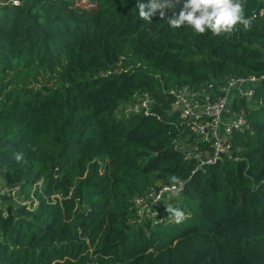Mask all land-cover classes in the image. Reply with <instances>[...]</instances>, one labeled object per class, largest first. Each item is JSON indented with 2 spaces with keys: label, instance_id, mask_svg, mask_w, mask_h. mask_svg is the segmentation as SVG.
Instances as JSON below:
<instances>
[{
  "label": "trees",
  "instance_id": "obj_1",
  "mask_svg": "<svg viewBox=\"0 0 264 264\" xmlns=\"http://www.w3.org/2000/svg\"><path fill=\"white\" fill-rule=\"evenodd\" d=\"M137 2L0 0V202L36 201L0 209V264H264V77L249 127L203 173L171 148L164 113L171 89L264 76L262 0H243L250 27L219 36L169 26L184 0L151 22ZM37 73L53 82L36 88ZM144 92L160 120L117 118ZM172 175L176 201L136 223L132 197ZM168 204L188 218L173 222Z\"/></svg>",
  "mask_w": 264,
  "mask_h": 264
},
{
  "label": "built area",
  "instance_id": "obj_2",
  "mask_svg": "<svg viewBox=\"0 0 264 264\" xmlns=\"http://www.w3.org/2000/svg\"><path fill=\"white\" fill-rule=\"evenodd\" d=\"M263 11L264 0L258 14ZM263 77L233 76L219 82L206 81L199 86L183 85L170 90L169 106L164 113L176 116V121L169 120L168 124L178 131L171 139V148L180 150L185 158L192 161L190 174L197 171L203 173L206 165L221 161L230 154L234 132L249 127L246 105L261 103V99L254 94L255 86ZM157 107L158 102L144 92L134 94L119 104L115 115L119 118L134 114L158 121L161 114L157 112ZM171 187L172 184L158 182L149 186L143 194L132 197L136 223L146 218L151 223L161 221L160 208L168 203L170 191L167 189ZM3 194L0 172V198Z\"/></svg>",
  "mask_w": 264,
  "mask_h": 264
},
{
  "label": "clouds",
  "instance_id": "obj_3",
  "mask_svg": "<svg viewBox=\"0 0 264 264\" xmlns=\"http://www.w3.org/2000/svg\"><path fill=\"white\" fill-rule=\"evenodd\" d=\"M13 3L18 4L19 0H13ZM177 3L179 0H145V2L138 0L136 6L139 9V17L151 22L157 12L160 18H164L165 9H174ZM251 20V17H245L243 0H184L178 15L168 18V24L173 29L189 26L198 34H205L210 30L212 35L219 36L233 33L237 25L248 28ZM22 158V153L16 154L17 161H21ZM170 182L173 187L167 189L170 191L169 199L178 197L184 183L176 175L170 177ZM166 211L170 214L172 221L177 224L188 218L184 210L171 204L166 206Z\"/></svg>",
  "mask_w": 264,
  "mask_h": 264
},
{
  "label": "rangeland",
  "instance_id": "obj_4",
  "mask_svg": "<svg viewBox=\"0 0 264 264\" xmlns=\"http://www.w3.org/2000/svg\"><path fill=\"white\" fill-rule=\"evenodd\" d=\"M32 79L37 80L38 83L35 84V87L38 88L40 85L44 84V85H50L53 80H48L47 82H45V80L47 79L46 74H42V73H37L36 75H34L32 77ZM31 78H28V80H32ZM2 197V196H1ZM177 197H173L172 201H176ZM167 199V197H165V200ZM174 199V200H173ZM7 204L12 205L13 207L15 206H26L25 210L26 211H30L31 208H33L36 204V201L33 198L30 199H23L21 197V195L19 194H15L13 191L9 192V198L8 199H1L0 202V209H3ZM167 204V202H166ZM170 218V217H169ZM171 222V221H170Z\"/></svg>",
  "mask_w": 264,
  "mask_h": 264
}]
</instances>
